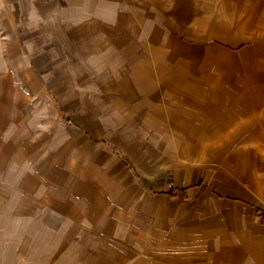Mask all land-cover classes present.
Returning <instances> with one entry per match:
<instances>
[{
  "label": "crops",
  "instance_id": "obj_1",
  "mask_svg": "<svg viewBox=\"0 0 264 264\" xmlns=\"http://www.w3.org/2000/svg\"><path fill=\"white\" fill-rule=\"evenodd\" d=\"M117 2L88 47L103 131L0 160V264H264V0Z\"/></svg>",
  "mask_w": 264,
  "mask_h": 264
},
{
  "label": "rangeland",
  "instance_id": "obj_2",
  "mask_svg": "<svg viewBox=\"0 0 264 264\" xmlns=\"http://www.w3.org/2000/svg\"><path fill=\"white\" fill-rule=\"evenodd\" d=\"M117 1L120 2L0 0V160L4 178H8L9 166L14 165L8 162L10 151L22 154L32 148L33 155H38L44 148L42 139L56 133L57 128L72 131L76 126L82 130V137L73 139L69 135L64 147L59 148H75L81 153L89 145L83 139V126L90 127L94 122L90 130L103 131V122L99 124L97 120L104 115L105 98L100 94L106 90V84L96 82L87 69L90 61L96 60H89L88 47L96 42L103 53L105 21L111 11L118 9ZM78 106L84 110H75ZM20 172L18 168V175L24 177ZM5 188L1 201L8 202L10 190ZM10 202L16 203L15 219H26L24 205L20 204L30 200L13 195ZM25 227L16 226L14 233L23 234Z\"/></svg>",
  "mask_w": 264,
  "mask_h": 264
}]
</instances>
